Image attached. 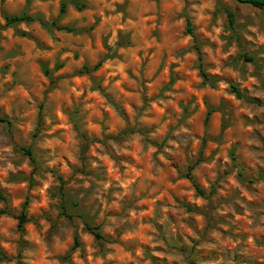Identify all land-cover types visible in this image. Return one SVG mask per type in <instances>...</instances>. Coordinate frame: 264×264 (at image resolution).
<instances>
[{"label":"clouds","instance_id":"9594fccd","mask_svg":"<svg viewBox=\"0 0 264 264\" xmlns=\"http://www.w3.org/2000/svg\"><path fill=\"white\" fill-rule=\"evenodd\" d=\"M80 3L86 7L18 0L31 19L12 26L0 14V68L10 66L0 73V117H7L0 122V190L9 197L0 209L12 213L0 214V249L11 264H185L174 243L191 248L196 240L198 250L229 257L218 264H234L237 253L264 264V207H249L264 202V180L242 182L228 154L239 140L237 154L264 167V3ZM12 7L13 0H0V13L19 14ZM173 72L186 79L166 88ZM205 97L213 109L224 106L226 129H217L215 113L203 126ZM205 134L226 138L215 156L201 152ZM84 168L88 174L76 171ZM48 169L84 189L81 208L92 221L79 209L71 219L61 215V182ZM189 171L206 195L182 175ZM21 176L27 179H13ZM221 197L232 203L223 205ZM29 198L23 234L15 216ZM177 198L204 212L221 204L214 215L232 218L210 227L203 212H189Z\"/></svg>","mask_w":264,"mask_h":264},{"label":"rangeland","instance_id":"374dc122","mask_svg":"<svg viewBox=\"0 0 264 264\" xmlns=\"http://www.w3.org/2000/svg\"><path fill=\"white\" fill-rule=\"evenodd\" d=\"M13 5H14V7H12L11 10L13 12H19L18 0H13ZM0 14H3L4 17H5L6 14H9V12H3V13H0ZM189 22L191 23V21H189ZM9 26H12V25H9ZM191 26H192V23H191ZM192 28H193V26H192ZM86 31H91V29H87ZM187 31L189 33H192L194 31V28H193L192 32L189 31L188 28H187ZM197 40H199V37H197ZM197 47H199V45H197ZM78 57H79V54H77V58ZM202 60H203V57H202ZM43 67L45 69H47V65H44ZM62 67H64V65L60 64L58 62L57 63V69L62 68ZM175 67H177V65H173V68H175ZM9 69H10V66L9 65H5L3 68H0V73H7L9 71ZM161 70H162V67H161ZM46 74H47V72H46ZM179 79H186V77H183L180 74H177V73L173 72L171 74V84H167V85H165V87L166 88H171L172 84H175L177 82V80H179ZM53 83L55 84L56 81L53 80ZM12 86H14V85H12ZM5 87H10V86L6 85ZM109 99L112 100L111 97H109ZM189 103H191V101H189ZM204 103H205V107H206V110H207V117L203 121V126L206 127L207 125H209L213 121V114L215 113V115L217 117H221L220 119H217L215 121L217 129H220V128L226 129L229 126V121L222 119L224 106L222 105L220 110L213 109L211 104L209 103L207 97L204 98ZM115 107H116L117 111L120 113V115L123 118L127 119V116L120 109V105L118 103L115 104ZM181 107H183V101H181ZM43 108H44V106L41 105L40 106V117H39L40 120H41V123L43 122ZM0 111H2V109H0ZM79 112H80V108H76L75 114L77 116L79 115ZM105 115H107V114H105ZM0 118H7V117H0ZM3 121L4 120H0V122H3ZM221 142H224L225 144L227 143L226 138L224 137V135H222V134L221 135H208V134H205V139L203 141V149L201 150V152L203 153L204 150H210L212 156H215L217 151L219 150L217 148V145L220 144ZM165 143H166V141H165ZM210 145H211V148H210ZM240 145H241V141L237 140L235 143H233L231 145V148H230V151H229L228 154L230 155L231 159L234 162H236V165L239 168L238 178L242 182H247V185L250 187L252 184L257 183L258 180H264V167H261L260 165H256V168H253L252 167V162L250 161L249 158H247L243 153H240L238 155L237 154V149H238V147H240ZM21 150L24 151L27 154V152L24 150V148L21 149ZM31 150H32V153H33V149L32 148H31ZM32 158H33V163H35L36 162L35 157L33 156ZM173 167H178V165L173 164ZM191 167L194 168V167H196V165H192ZM48 171L51 172L54 176H56L59 179V181L61 182V187L58 190V197H59V199L61 201L58 210L60 211L61 215H68V218L71 219L72 217H71L70 213L73 211V209H79L81 216H84L87 220L92 221L93 217L85 209L81 208V205H82L83 201H81L79 199V196H80V193L84 191V189L78 188V187L74 188V187H72L70 182H65L64 181V177L58 174V169H48ZM76 171L80 172L81 174H88L86 168L77 169ZM188 173H190L189 176L187 175ZM188 173L187 174H182V175H185V178L191 179L193 181V185H194V187L196 189H197V186H198L201 190H203V188H201L200 185L198 183H196L195 178H193V177L191 178L190 177L191 176V172L189 171ZM60 178H62V180ZM13 179H17V180L18 179H27V177H23V176H21V177H13ZM72 179H74V178H72ZM32 183H33V185H35L36 182L32 181ZM75 183H76V185H79V184L82 183V181L76 180ZM216 192H217V188L214 185L213 188H212V195L214 196L216 194ZM4 194H5V192H4ZM90 195H91V191H88L86 193L85 199H87V197L90 196ZM204 195H206L205 192H204ZM7 198H9V197L7 196ZM37 199H39V197H37ZM177 200H178L179 203H182L183 206L189 212H193V211H195L197 213L203 212L206 215V217L210 220V225H209L210 227L216 226V225H218L220 223L227 224L229 218H232V213L231 212H228L227 216L214 215V213L216 212V208L217 207H221L222 206L221 204L212 205L211 206V212H204V210H202V209H200L198 207H195V206H193L191 204H188L186 199L183 202L179 201V198H177ZM0 201H3V200L0 199ZM221 202H222L223 205H230L232 203V200H231V198H228V197H221ZM30 203H31V198H29V204ZM157 203L160 204L161 202L158 201ZM188 206L193 207L196 210H190L188 208ZM249 207H258V208L259 207H264V202H261V201L252 202L249 205ZM236 209H237V211H239L241 213L243 211V209L239 205H236ZM10 212H11V210H10ZM15 218H17V216H15ZM32 219L33 220L35 219V215H33ZM170 219L175 220L176 217L172 216L170 214ZM28 221H29V215H28V206H27V222ZM191 226H193L196 231H199V229L195 228V221L194 220L192 221V225ZM159 227L162 228L163 226H159ZM233 227H235V226H233ZM20 231L23 234H27V230L25 229V227L22 230L20 229ZM189 239H191V237H189ZM208 239H211V238H208ZM179 240L182 241V237H180ZM200 243H201V241L193 240V247H191V248H189L187 246H179L178 244H175V243H174V246H177L179 252L181 254H184V256H185V264H218V262H220L222 260V258H223V260L225 262L229 258L228 256H226L224 254V252H221V251L206 250V249H203V248H200L198 250V245ZM261 243H264V241H261ZM20 246L21 247L25 246V242L23 241V237H21ZM233 259H234V264H255V262L250 260L249 257H246V256H244V255H242L240 253H237ZM5 262H7V264H11V261H10L8 255H7V253H5L3 249H0V264H5Z\"/></svg>","mask_w":264,"mask_h":264},{"label":"trees","instance_id":"16d2710c","mask_svg":"<svg viewBox=\"0 0 264 264\" xmlns=\"http://www.w3.org/2000/svg\"><path fill=\"white\" fill-rule=\"evenodd\" d=\"M73 2L74 3H78L79 7H81V8L86 7V5H84L83 3H80V0H73ZM252 2L253 3H257V2L264 3V0H252ZM5 19L8 20L9 25H14L15 22L20 20V19H31V17H28V16L24 15L23 12H19V14H16V15L6 14L5 15ZM188 29L191 32L193 30L190 22L188 23ZM68 30L72 31V29H68ZM197 50H199V47H197ZM247 59H251V57H247ZM201 60H202V57H201ZM87 70L90 71V69H87ZM201 73H202V75L205 76V79L207 80L208 77H207V74L203 71V67H201ZM234 89L236 90L235 86H234ZM0 120H4L5 121V120H7V118H0ZM24 150L27 152V154L32 156L31 148L25 147ZM187 175L189 176L190 173H188ZM190 177L192 178V176H190ZM60 179L62 180V178H60ZM197 190H198V193H200L201 195H204V191L201 190L198 186H197ZM0 199L3 200V201L8 199L7 196L4 194V192L2 190H0ZM28 204H29V199L25 202V204L23 206V211L17 216L18 220L20 221L19 228L21 230L24 228V225L27 222V206H28ZM188 208L190 210H196L195 208L190 207V206H188ZM5 212H8L9 214H11L10 210L7 209V208L0 209V214H4ZM95 234H96L97 238H101L102 237L99 231H96Z\"/></svg>","mask_w":264,"mask_h":264}]
</instances>
